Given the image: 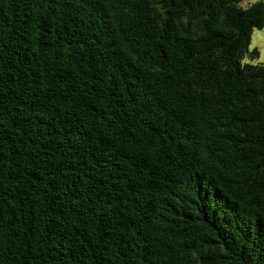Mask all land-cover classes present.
Listing matches in <instances>:
<instances>
[{"label":"trees","instance_id":"16d2710c","mask_svg":"<svg viewBox=\"0 0 264 264\" xmlns=\"http://www.w3.org/2000/svg\"><path fill=\"white\" fill-rule=\"evenodd\" d=\"M0 0V264H264V2Z\"/></svg>","mask_w":264,"mask_h":264},{"label":"rangeland","instance_id":"374dc122","mask_svg":"<svg viewBox=\"0 0 264 264\" xmlns=\"http://www.w3.org/2000/svg\"><path fill=\"white\" fill-rule=\"evenodd\" d=\"M255 1L257 0H242L240 2V5L246 7ZM262 1L264 2V0ZM248 49L249 51H251L252 49H257L259 51V56L258 58L251 60L249 54L247 53L243 58V62L264 64V26L261 29L253 30Z\"/></svg>","mask_w":264,"mask_h":264}]
</instances>
